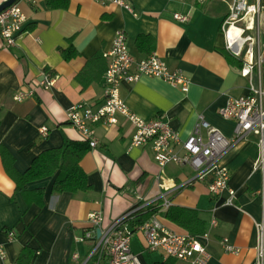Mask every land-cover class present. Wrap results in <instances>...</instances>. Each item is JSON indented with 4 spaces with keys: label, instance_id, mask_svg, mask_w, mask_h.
Returning a JSON list of instances; mask_svg holds the SVG:
<instances>
[{
    "label": "crops",
    "instance_id": "0c3cea01",
    "mask_svg": "<svg viewBox=\"0 0 264 264\" xmlns=\"http://www.w3.org/2000/svg\"><path fill=\"white\" fill-rule=\"evenodd\" d=\"M131 1L138 17L96 0H18L28 17L26 30L14 45L0 35V243L7 254L5 259L0 256V264H18L26 247L32 251L26 264H108V253L94 250L101 229L96 228L93 238L81 240L94 229L90 213L102 214L105 229L140 203L157 206L148 218L157 215L168 229L188 233L179 221L165 216L164 197L172 205L197 211L203 233H209L208 264H264V257L262 262L259 259L257 229V223H264V171L256 168L259 136L240 141L222 160L230 168L229 184L236 191V205H228V191L219 196L210 192L212 176L195 179L197 171L190 164L161 167L151 145H132L135 126L127 115L120 113L117 124H95L99 142L95 147L71 125L68 113L73 105L104 100L108 59L103 52L123 30L137 59L154 52L191 79L187 92L151 76L122 82L121 94L133 112L148 120L161 116L184 139L201 117L226 137L235 133V120L219 114L229 98L246 94L249 87L241 61L226 49L222 31L232 0ZM175 13L188 20L176 19ZM71 49L76 54L66 58ZM44 70L58 77L48 89L39 85ZM23 87L35 93L16 101L14 96ZM43 126L49 129L46 136L40 132ZM68 139L88 145L81 165L91 188L55 193L54 177L35 180L29 188L45 189L42 205L16 191L2 147L24 172L43 150ZM214 218L217 225L212 224ZM10 229L16 233L12 240L7 235ZM223 238L239 248V254L225 250ZM145 247L143 234H134L131 248L142 264H189Z\"/></svg>",
    "mask_w": 264,
    "mask_h": 264
},
{
    "label": "built area",
    "instance_id": "2783aa9c",
    "mask_svg": "<svg viewBox=\"0 0 264 264\" xmlns=\"http://www.w3.org/2000/svg\"><path fill=\"white\" fill-rule=\"evenodd\" d=\"M104 5H116L131 13L140 15L131 0H96ZM229 13L222 23L225 46L230 53L241 61V74L249 81L248 92L239 97H231L221 106L219 114L236 122L234 135L226 137L209 121L201 117L193 132L182 138L168 121L158 116L145 119L133 112L121 94L120 85L127 81H138L142 76L157 77L179 86L187 92L191 86L190 77L182 69H172L156 53L138 58L130 51L125 31L119 30L109 49L103 52L108 59L104 74L105 98L98 104L80 102L71 107L68 118L76 128L95 147L99 142L96 137L95 124H117L120 113L127 115L135 126L132 145H151L156 162L164 167L169 163L190 164L196 168L195 179H206L212 176L209 183L210 192L219 196L228 191V205H236V191L230 186L231 171L223 164V158L242 140L250 135L259 136L260 156L256 168L264 171V0H232ZM175 18L188 20L186 15L175 13ZM28 17L18 2L3 9L0 13V35L8 45H14L17 38L26 30ZM57 75L44 70L39 85L50 88L56 83ZM35 90L23 87L14 96L16 101H23L33 96ZM48 127L43 126L40 132L48 135ZM163 206L170 207L171 201L164 197ZM148 204L140 203L116 218L105 229L101 228L103 216L92 212L89 221L94 229L86 231L81 240L94 237L96 228L101 234L96 239V251L101 250L109 255L108 264H142L131 243L135 233L143 234L145 245L151 251H162L166 257L188 261L189 264H208L211 253L206 241L209 233L199 235L180 234L168 229L157 217L152 215L138 222L136 216L140 209ZM216 218L212 220L217 225ZM259 243L258 253L262 262L264 257V223H257ZM8 238L12 240L16 233L10 229ZM225 250L239 254V248L230 245L228 238H223ZM0 256L5 259V247L0 243ZM77 256V254H75Z\"/></svg>",
    "mask_w": 264,
    "mask_h": 264
},
{
    "label": "trees",
    "instance_id": "16d2710c",
    "mask_svg": "<svg viewBox=\"0 0 264 264\" xmlns=\"http://www.w3.org/2000/svg\"><path fill=\"white\" fill-rule=\"evenodd\" d=\"M63 52L66 53V51ZM75 54V49H71L67 51L66 58H71ZM96 79L97 77L89 78L88 81ZM86 144L68 139L59 147L47 148L33 159L30 167L24 172L17 169L15 157L8 148L2 147L1 151L6 170L16 183V191H20L26 196H32L31 202L42 205L45 189L43 187L29 188V184L35 180L47 178L48 176L54 177L52 190L55 193L75 192L91 188L88 175L81 165V161L85 157L84 155L88 152V145ZM156 208V205H151L140 209L136 215L138 217L137 221L140 222L147 219L149 215L155 213ZM165 216L183 224L190 235L203 233L202 222L199 219L197 211L194 209L171 204L170 207H167ZM22 252L20 257L21 262H18V264H26L30 260L28 254L32 253L31 248L26 247ZM27 257H29L28 260L26 259Z\"/></svg>",
    "mask_w": 264,
    "mask_h": 264
},
{
    "label": "water",
    "instance_id": "95a60500",
    "mask_svg": "<svg viewBox=\"0 0 264 264\" xmlns=\"http://www.w3.org/2000/svg\"><path fill=\"white\" fill-rule=\"evenodd\" d=\"M18 2V0H5L3 3L0 4V13L3 9L9 7L13 3ZM101 234V230L98 231V235Z\"/></svg>",
    "mask_w": 264,
    "mask_h": 264
},
{
    "label": "rangeland",
    "instance_id": "374dc122",
    "mask_svg": "<svg viewBox=\"0 0 264 264\" xmlns=\"http://www.w3.org/2000/svg\"><path fill=\"white\" fill-rule=\"evenodd\" d=\"M136 234V233H135Z\"/></svg>",
    "mask_w": 264,
    "mask_h": 264
}]
</instances>
